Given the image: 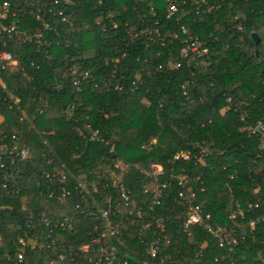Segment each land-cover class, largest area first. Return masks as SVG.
Listing matches in <instances>:
<instances>
[{
	"label": "trees",
	"instance_id": "obj_1",
	"mask_svg": "<svg viewBox=\"0 0 264 264\" xmlns=\"http://www.w3.org/2000/svg\"><path fill=\"white\" fill-rule=\"evenodd\" d=\"M98 1L67 0L68 5L62 9L75 18L73 29L58 18H44L60 32L58 37L47 34L49 47L21 43L11 47L18 66L3 74L0 82V144L16 135L20 146L28 148L30 154L14 166L17 172L8 183L19 193L5 195L0 188V264H16L17 253H24V264H49L55 259L46 236L50 230L57 251L64 253H75L93 238L88 217L70 209L72 202L64 206L39 197L46 188L42 172L54 168L53 164L48 165L50 160L65 163L74 175L80 170L89 179L107 166L112 168L119 162L127 165L129 172L124 182L136 199H142L144 182L137 170H146L152 163L162 165L166 171L164 180L172 185L161 206L155 208L156 215L167 217L171 223L172 242L165 251L174 256L180 250L174 263L189 264L194 253L201 250L207 264H212L211 258L226 252L200 230L193 237L182 233V209L177 204L178 189L173 176L185 167L190 184L204 188L199 200L211 213L213 223L227 225L226 218L236 204L244 211L245 221L264 218V151L259 149L261 140L248 137L246 131L257 121L264 124V0H180L186 4L181 7L179 20L166 19L163 0H102L101 5ZM192 3L197 10L191 7ZM24 4V0H19L20 6ZM151 8L155 16L149 15ZM153 21L158 22L161 36L178 34L179 39L172 44L167 41L162 47L158 39L148 43L144 34L129 36L131 29L140 31L153 25ZM41 24L26 15L22 29L32 32ZM181 25L209 46L208 66L183 63L179 70H168L169 63L180 61ZM238 25L242 32L236 31ZM118 57L112 83L118 81L125 87L136 74L145 78L144 86L134 95L104 91L103 80L112 74L110 61ZM72 63L94 71V82L86 83L79 95L66 78L67 65ZM159 65L161 70L154 72ZM183 84L189 85L194 104L182 96ZM14 98L19 100L17 105ZM229 98L238 111L232 108L221 115ZM18 105L25 117L17 110ZM69 107H73V113L68 118ZM241 116L244 122L240 121ZM86 125L97 130L109 146L85 144L78 131H85ZM152 140L155 144L143 150ZM195 144L211 150L207 167H195L193 162L181 160L169 164L185 151L197 154L193 150ZM4 172L0 170V174ZM256 188L258 193L254 192ZM257 199H261L257 208L249 212L248 205ZM42 215L52 225L72 217V231L45 226ZM130 237L132 241L126 238V244L139 249L132 234ZM19 239L27 246H21ZM233 258L236 264H262L263 222L245 242H239ZM85 259V254H79L77 264Z\"/></svg>",
	"mask_w": 264,
	"mask_h": 264
},
{
	"label": "built area",
	"instance_id": "obj_2",
	"mask_svg": "<svg viewBox=\"0 0 264 264\" xmlns=\"http://www.w3.org/2000/svg\"><path fill=\"white\" fill-rule=\"evenodd\" d=\"M24 1L25 4L20 6L19 0H0V82L3 74L12 72L18 66V61L14 57V50L11 48L14 43L49 47L47 34L52 33L55 37L60 35L59 30L45 22L44 18H58L60 23L65 24L69 29H73L75 26V18L66 14L62 9V6L68 5L67 0L62 2L59 0H53L52 2L49 0L43 2ZM163 2L165 4L164 14L166 19L171 20L176 17L179 20L178 14L181 11L183 12L181 7L186 4L185 1L163 0ZM98 4L101 5L102 0L98 1ZM54 6H58L60 9L57 11L53 8ZM191 7L196 6L192 3ZM148 13L155 16L153 8ZM26 15L33 17L36 22L42 21L41 28L35 27L32 32L23 30L22 24ZM114 27L116 29L117 25L114 24ZM235 29L237 32H242L241 25H238ZM179 31L182 37L179 50L180 61L169 63L168 70H179L182 68L183 63L196 67L208 66L210 63V48L207 43L200 40L198 36L192 35L185 25H181ZM141 34L147 36L148 43H154L158 39L162 47L166 46L167 41L172 44L179 39L178 34L161 36L157 21H153V25L140 31L131 29L129 32V36L133 38ZM65 44L68 45L66 41ZM121 57H125V54L122 53ZM119 61V57L111 59L112 74L109 79L103 80V83H105L104 91L113 90L134 95L144 86L145 78L142 74H136L127 81L125 87L118 81L112 83ZM160 70L161 65L157 66L154 72ZM93 72V69L84 68L78 63L67 65L66 78L77 95L82 93L86 83L89 81L94 82ZM98 85L99 82H96L95 87L97 88ZM57 89H60V87H57ZM188 90V84L181 86L185 101L194 104V101L189 97ZM18 103L19 100L14 98V104L17 105ZM226 103L227 107L220 111L221 115L233 108L230 98L227 99ZM17 110L21 111L23 117H25L19 105ZM72 110L73 107L67 108L66 115L68 118L73 113ZM233 111L237 112L238 109L234 107ZM240 121L244 122L243 116L240 117ZM84 130H79L78 136L85 144L104 143L109 146V143L100 136L97 130L91 129L89 125L84 126ZM246 131L248 137L261 140L259 149L264 151L263 121L260 120L247 126ZM5 139L0 144V170L5 171L0 174V188L5 195L14 196L19 193V189L8 187V183L14 180V174L17 172L14 166L28 159L30 153L28 148L20 146L16 135H12L8 141H5ZM154 144L155 140H152L148 146H143L142 149L148 150ZM193 150L197 151V154L185 151L181 155L174 156L169 164L173 165L181 160L189 163L193 162L195 167H207L211 150L199 144H195ZM112 151L113 147H110L109 152ZM52 164L54 168L51 172H42V176L46 180V188L39 192V197L64 206L72 202L70 209L88 217L89 222L92 224V233L90 234H93V238L89 243L78 247L75 253H64L57 251L52 234L53 230H50L46 236L50 240L49 247L54 252L55 259H52L49 264H77L79 254L86 255V259L80 264H175L173 258L178 256L180 250L176 251L174 256L165 251L172 242V235L169 233L170 219L156 215L155 212V208L161 206L162 199L168 195L172 188L171 182L164 180L166 171L162 165L152 163L146 170H137V175L144 179V182L141 189L142 199H136L132 190L128 189L124 182V177L129 172L127 165H125L126 170L122 169L121 171L117 169V164L112 168L107 166L105 170L97 171L93 179H89L87 174L82 173L80 170L77 171V175H74L72 170L61 161L50 160L48 165ZM117 170L120 172L119 175L116 172ZM186 171V168L182 167L180 173L173 176L176 180L175 187L178 189L177 204L182 209L180 230L188 237H193L200 230L208 235L219 249L226 252V255L211 258L210 262L212 264H222L223 262L236 264L233 258L235 247L239 242H245L255 231L257 225L260 222L264 223V218L257 217L245 221L244 211L236 204L226 218L227 225L213 223L211 213L205 210L204 202L199 200L204 188L193 187ZM227 188L231 191L230 187ZM102 192L106 196L105 194L102 196ZM254 192L258 193L259 188H256ZM259 201L261 199H257L254 204L248 205L249 212L253 208H257ZM74 222L72 217H68L64 218L63 222L52 225L51 221L42 215V223L57 230L72 231ZM131 234L133 235V243L139 249L131 248L126 244V238L132 241ZM18 243L21 246H27L22 239H19ZM37 244L39 243L37 242ZM24 262V253H17L16 264H24ZM189 264H207L201 250L194 253V260ZM262 264H264V260Z\"/></svg>",
	"mask_w": 264,
	"mask_h": 264
},
{
	"label": "rangeland",
	"instance_id": "obj_3",
	"mask_svg": "<svg viewBox=\"0 0 264 264\" xmlns=\"http://www.w3.org/2000/svg\"><path fill=\"white\" fill-rule=\"evenodd\" d=\"M116 25V24H115ZM115 28V27H114ZM0 119H1V117H0ZM30 127H32V123H31V121H30ZM116 166H118V168L117 169H120V171L123 169V170H126V166L125 165H123L122 163H117V165ZM58 170V169H57ZM118 171V173H119V170H117Z\"/></svg>",
	"mask_w": 264,
	"mask_h": 264
},
{
	"label": "crops",
	"instance_id": "obj_4",
	"mask_svg": "<svg viewBox=\"0 0 264 264\" xmlns=\"http://www.w3.org/2000/svg\"><path fill=\"white\" fill-rule=\"evenodd\" d=\"M2 122V118L0 119V123Z\"/></svg>",
	"mask_w": 264,
	"mask_h": 264
},
{
	"label": "water",
	"instance_id": "obj_5",
	"mask_svg": "<svg viewBox=\"0 0 264 264\" xmlns=\"http://www.w3.org/2000/svg\"><path fill=\"white\" fill-rule=\"evenodd\" d=\"M255 38L257 37L256 35H253Z\"/></svg>",
	"mask_w": 264,
	"mask_h": 264
}]
</instances>
